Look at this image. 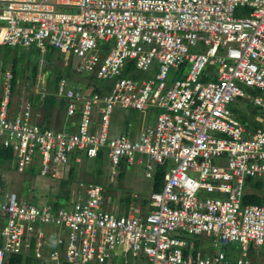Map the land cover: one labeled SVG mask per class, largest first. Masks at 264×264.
<instances>
[{
    "label": "built area",
    "instance_id": "obj_1",
    "mask_svg": "<svg viewBox=\"0 0 264 264\" xmlns=\"http://www.w3.org/2000/svg\"><path fill=\"white\" fill-rule=\"evenodd\" d=\"M0 47L71 54L76 75L108 83L97 93L85 80H43L50 61L41 59L32 102L15 99L11 71L1 72L0 148L17 173L62 179L99 153L112 168L146 158V178L171 163L161 189L135 196L125 214L105 210L92 183H79L68 207L8 195L0 264L27 252L35 264H112L118 250L136 264H254L247 253L264 246V186L260 204L242 197L246 179L264 182V0H0ZM50 95L69 120L62 129L42 123ZM238 100L252 106L245 126L231 117ZM116 108L157 114L130 138L110 133ZM183 235L219 249L194 250Z\"/></svg>",
    "mask_w": 264,
    "mask_h": 264
},
{
    "label": "rangeland",
    "instance_id": "obj_2",
    "mask_svg": "<svg viewBox=\"0 0 264 264\" xmlns=\"http://www.w3.org/2000/svg\"><path fill=\"white\" fill-rule=\"evenodd\" d=\"M11 52L12 53H10V55L5 58L2 51L0 50V75L1 72H4L6 70L10 71L13 62L12 59L13 57H15V70L17 72L19 71V73L24 72L25 74L24 78L17 79L13 94L15 99L17 98V95H22L21 93H24L27 97L30 96L29 89L35 82V79L32 80V72L38 71V63L41 61V59L57 60L54 61L57 63V65L53 64L54 69L49 66L42 68V73H44L43 80L53 79L55 77L54 73H57V66H61L60 68H64V72H66V70L71 72L73 71L77 63V59L71 54H60L56 50H53L51 48H49L46 54H42L35 48L23 49L20 47L12 48ZM190 52L193 53L196 51L190 50ZM21 66L22 68H20ZM187 70L188 66H186L184 70H181L178 73L179 75L172 74V72H170L169 77L175 78L177 76H180V74L184 75ZM66 81L68 84L74 87H83L82 81H73L70 76L66 77ZM100 82L102 81H96L93 84V87H99L101 85ZM240 104L241 101L238 100L230 105L229 109L231 111V117L236 118L240 122L245 120L246 123L245 115L247 114L248 110L252 109V106L248 104V106L245 107L241 106ZM116 110H120L123 115H128L129 117L138 115V113L136 112L126 110L124 111L119 108H117ZM144 115V119L152 124L154 121V111L150 110V112ZM51 121V125L53 127H61L59 124L62 121L60 122L57 115L54 114ZM115 125H112L113 135H115L116 132L123 131L122 127H116ZM135 159L136 158H134V160ZM145 160L146 158H143L144 164L141 166L136 165L134 162H132V164L129 166L125 164L117 168H112L105 158H102L97 163H93L91 160L85 159L79 167H76V169H74L72 180L69 181L64 188H61L60 184H62L65 178H41L33 168H30L28 171L21 174L17 173L16 171H12L11 168L10 170L5 168L0 169V201H5L8 195L15 194L18 199L25 200L27 202H37L39 204L53 205L55 201H57L56 196L59 195L62 197L59 198L58 202H56L58 206L68 207L72 201V197L77 194V192L79 193L81 190L78 186L79 183L82 182V184H87L90 182H95L99 184L101 188H103V191H105L104 200L107 204L105 210L109 211L115 208L112 210L114 211L120 205V199L131 197L132 201L136 196L137 199L134 201L136 202L143 200L149 195L150 192H153L152 186L154 184V173H152L151 178L145 177ZM10 166L13 168L12 165ZM170 167V162H166L163 167L152 165V171L157 169L158 171L162 170L168 173ZM143 192H145L146 194H141ZM130 203L133 204V202ZM183 239L187 243H191L194 247V250L205 249L204 251L209 255H213L216 250L219 249V246H211V244L209 245L208 240L203 235H183ZM240 251L241 249L238 246L234 254H232V257L238 256L240 254ZM136 263L137 260L131 256V253L124 256L123 252L121 250H118L113 255L112 264Z\"/></svg>",
    "mask_w": 264,
    "mask_h": 264
},
{
    "label": "trees",
    "instance_id": "obj_3",
    "mask_svg": "<svg viewBox=\"0 0 264 264\" xmlns=\"http://www.w3.org/2000/svg\"><path fill=\"white\" fill-rule=\"evenodd\" d=\"M0 50L2 51L4 57L6 58L8 55H10L11 50L12 48H8V47H0ZM50 62H47V64H49L48 66L49 67H52L54 69V65L57 63L54 62L53 60L51 59H48ZM12 65H11V73H12V76H13V80H12V87L13 89L15 88L16 86V83H17V79H21V78H24L25 77V74L24 72L23 73H19V71L17 72L15 70L16 68V60H15V57H13L12 59ZM57 61V60H55ZM54 64V65H53ZM61 66H57V73L55 74L54 73V76L56 77V80H58L59 78L61 77H71V79H75V80H79V81H83L85 80V83L87 84V86H90L93 85L96 80L93 79L92 77H81L80 75H76L74 73V71H67L64 72V68H60ZM22 68V66L20 67ZM132 69V68H131ZM3 70V69H2ZM37 71H33L32 72V80L34 79L35 77V74H36ZM124 74H127V70L125 71ZM145 78L147 77L146 75H142V74H139L137 72H134L133 74V78ZM101 85L99 87H95V91L97 93H101L102 91L100 90H103L104 89L106 90L108 88V83H105V82H100ZM12 89V90H13ZM252 94H259V95H262V93L260 92H252ZM31 99L33 100H37L36 98H32ZM56 105L58 107H60V109H62L63 107V104L62 103H59L57 104V101L53 98L52 95L48 96L46 98V100H44L42 103H41V106H42V109H44V112H45V120H44V123L45 125H47L48 123V117H49V113L50 111L56 107ZM128 111H131V112H134L132 110H128ZM246 118V116H245ZM95 120H97V115L94 117ZM241 123L245 126L247 124V121L245 123V120L244 121H241ZM13 158V155H12V152L10 150H7V149H2L0 148V169H8V166L7 165H11V160ZM102 159V156L100 155V153L94 158L92 159L91 161L93 163H97L99 160ZM88 160V159H87ZM158 167H163V166H158ZM34 169V168H33ZM74 169H76L75 167H71L69 169V172L66 176V178L63 180L62 184L61 185V188H64L66 186V184L72 180V177H73V173H74ZM34 171H36V169H34ZM154 184H153V188L152 190L155 191V192H158L160 189H161V186H162V181H163V176H164V171L160 170L158 171L157 169L154 170ZM90 177V176H89ZM92 183V182H90ZM88 184V183H87ZM92 184H96V185H99L95 182H93ZM246 184L247 186L251 187L252 189L254 190H257L258 191V195L253 193V192H246L244 191L243 193V197H242V204L244 205H258L261 203V198H260V195L262 194V190H263V186H264V182L263 180H255V179H246ZM60 188V189H61ZM58 195V194H57ZM62 196H56V202H58L59 198H61ZM102 197H103V203L104 205H106V201L104 200V197H105V191H103V188H102ZM120 205L119 207L121 208L120 209V212L119 214H125L126 210L128 209V207L131 205L130 202H131V197H125L123 199H120ZM135 201V200H134ZM54 203L53 206L54 207H58V204L57 203ZM144 203V201H142ZM209 242V241H208ZM209 245H210V242H209ZM232 247V246H231ZM238 247V246H237ZM7 261H8V264H35V260L34 258H32V255H31V252H27L26 254H22V255H10L8 258H7Z\"/></svg>",
    "mask_w": 264,
    "mask_h": 264
},
{
    "label": "crops",
    "instance_id": "obj_4",
    "mask_svg": "<svg viewBox=\"0 0 264 264\" xmlns=\"http://www.w3.org/2000/svg\"><path fill=\"white\" fill-rule=\"evenodd\" d=\"M21 94L22 95H17V98L18 97H25L27 99H30L32 102L35 101V100L31 99V97L32 98H36V96L31 91H30V96H28V97L24 93H21ZM122 110L125 111V109H122ZM150 110L154 111V121H153L152 124H150L149 121H147L146 119H144V116H145L144 114L150 112ZM126 111H128V110H126ZM132 111L138 113V115L133 116V117H129L128 115H123L120 112V110H116L115 112H113V114L111 116V119H110V133L112 135H113L112 125H115V124H117V125H115L116 127L118 126V127H122L123 128L122 129L123 130L122 132H116V134H118V133H128V136H130V138H136V136L138 135V133H140L145 128L150 127V126H152L154 124L155 117H156V114H157V110L156 109L149 108L148 110H146L144 112H139V111H136V110H132ZM54 114L57 115V117L59 118L60 122L62 121L59 124L61 126L60 128H64L66 126V124H67V121H69V120L65 117L63 108L60 109V107H58L57 105L49 113V117H48L49 119H48V122H47L48 123L47 126L51 127L52 129H60V128L53 127L51 125L52 124V121L51 120H52V117L54 116ZM44 120H45V112H44V116H43V120H42V123L43 124H45L44 123ZM115 126H113V127H115ZM7 166H8V169L9 170L11 168L12 171H15V169L12 168L11 166H9V165H7ZM244 191H246L248 193L253 192V193H255V194L258 195V191L257 190H254V189H252L251 187H249L247 185H246ZM77 194H78V192H77ZM141 194L144 195L146 193L143 192ZM260 198H261V196H260ZM105 207H107V204L104 205V209H105ZM113 209H115V208H113ZM113 209L109 210V212H113V213H118L119 214L121 208L118 206L116 208V210L112 211ZM127 210H126V212H127ZM48 231H51V229H49ZM52 231H54V230H52ZM236 249H237V246H232V247H230V248H228L226 250V253L228 255L230 254L229 256L231 257V256H233L232 254H234L233 252H235ZM247 257L249 259H251L254 264H264V247L263 246L257 247V248H252L251 247L250 250H249V252L247 253Z\"/></svg>",
    "mask_w": 264,
    "mask_h": 264
},
{
    "label": "clouds",
    "instance_id": "obj_5",
    "mask_svg": "<svg viewBox=\"0 0 264 264\" xmlns=\"http://www.w3.org/2000/svg\"><path fill=\"white\" fill-rule=\"evenodd\" d=\"M74 81V80H73ZM13 89V88H12ZM13 91V93H14V89L12 90ZM37 98V97H36ZM37 100H35V102H36ZM60 129H62V128H60ZM12 165V164H11ZM14 168V167H13ZM20 174V173H19ZM82 183V182H81Z\"/></svg>",
    "mask_w": 264,
    "mask_h": 264
},
{
    "label": "bare ground",
    "instance_id": "obj_6",
    "mask_svg": "<svg viewBox=\"0 0 264 264\" xmlns=\"http://www.w3.org/2000/svg\"><path fill=\"white\" fill-rule=\"evenodd\" d=\"M179 75V74H178ZM154 192V191H153Z\"/></svg>",
    "mask_w": 264,
    "mask_h": 264
}]
</instances>
